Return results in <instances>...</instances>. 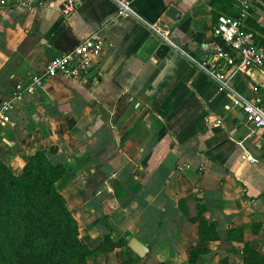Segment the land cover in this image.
I'll use <instances>...</instances> for the list:
<instances>
[{
	"label": "crops",
	"instance_id": "1",
	"mask_svg": "<svg viewBox=\"0 0 264 264\" xmlns=\"http://www.w3.org/2000/svg\"><path fill=\"white\" fill-rule=\"evenodd\" d=\"M232 1L264 37V0ZM61 2L0 3V102L10 105L0 160L18 173L43 149L63 166L53 183L78 239L97 248L87 264H122L127 249L132 264H245L246 248L264 254V152L200 67L219 0H129L125 15L114 0H76L67 13ZM93 30L105 46L82 77L24 89L46 58ZM234 86L264 105V67ZM130 236L148 247L142 256Z\"/></svg>",
	"mask_w": 264,
	"mask_h": 264
},
{
	"label": "built area",
	"instance_id": "2",
	"mask_svg": "<svg viewBox=\"0 0 264 264\" xmlns=\"http://www.w3.org/2000/svg\"><path fill=\"white\" fill-rule=\"evenodd\" d=\"M114 1L117 4V14L133 13L129 0ZM2 2L3 0H0V3ZM75 4L76 0H62L60 11L67 13ZM243 13L241 10L240 16L237 17L224 13L216 15L209 36L201 43L207 58L200 67L214 81L217 90L228 96L234 105H238L245 118L246 136L264 152V108L257 101L259 97L248 99L234 86L235 77L247 74L250 68L263 67L264 62V46L255 37L254 30L245 25ZM165 39L172 43L169 38ZM104 46V37L97 30H93L71 47L46 58L42 68L29 76L24 89L30 91L33 87L41 85L44 78L56 74L82 77L91 66L93 57L99 54ZM19 90V85L12 89L10 98L17 96ZM250 90L256 91L257 86L251 85ZM9 106L8 100L0 102V122L10 121L7 114ZM219 121L215 119L216 123ZM260 249L264 252V243Z\"/></svg>",
	"mask_w": 264,
	"mask_h": 264
},
{
	"label": "trees",
	"instance_id": "3",
	"mask_svg": "<svg viewBox=\"0 0 264 264\" xmlns=\"http://www.w3.org/2000/svg\"><path fill=\"white\" fill-rule=\"evenodd\" d=\"M219 3L221 11L218 13H224L234 17L240 16L242 8L237 3H234L232 0H219ZM256 29L258 30L260 28L256 26ZM255 37L259 39L260 43L264 46V37L259 36L257 32H255ZM257 101L261 103L260 98H258ZM262 106L264 108V105ZM33 165H35L34 169L32 168ZM0 166L1 169L5 171L4 174L0 175V198L5 199L9 205L18 208L17 210L23 213V222H16L15 218L10 214L9 209L4 205L0 206V264H19L17 254L12 253L11 246L8 247V243L6 242L9 241L8 238H10L11 233L18 234V231H20L21 237L24 239H26V237L31 239L29 235L42 231L46 226L43 217L32 210L34 204L33 198L35 196L34 189L41 183L43 184L42 192L50 199L54 197L58 201L59 211L64 222L65 234L58 242L60 244L59 247L67 245L68 249L74 252L75 247L79 248L80 250L75 252L77 262L78 264H87L86 257L97 250V248L91 249L78 239L76 234V221L66 206L63 197L55 189L53 183L64 170L63 166L60 163L51 162L43 149H36L34 152L30 153L21 165V169L18 173L11 172L9 167L1 160ZM17 245L26 248V244L23 240L18 241ZM42 245V243L35 240L34 244L31 246L35 259L38 261H42L40 257H42L43 254L40 253L39 250ZM15 247L16 246H14V251L16 252ZM127 251L129 253L124 257L122 264H132L133 262L131 251H129V249H127ZM245 251L247 253L245 264H264V254L256 253L247 248ZM57 263V260L50 261V264ZM218 264H227L226 259L221 258Z\"/></svg>",
	"mask_w": 264,
	"mask_h": 264
},
{
	"label": "rangeland",
	"instance_id": "4",
	"mask_svg": "<svg viewBox=\"0 0 264 264\" xmlns=\"http://www.w3.org/2000/svg\"><path fill=\"white\" fill-rule=\"evenodd\" d=\"M32 168L34 169L35 165H33ZM4 173L5 171H3L0 166V175ZM42 191L43 184L41 183L34 189L35 196L33 198L34 204L32 210L39 213L43 217L44 222H46V226L42 229V231L29 235L31 239L28 237H26V239L21 237L19 233L20 231H18V234L11 233L10 238H8L9 241H6L8 243V247L11 246L12 253L17 254L19 264H50V261L53 260H57V264H78L75 252L79 251V248L75 247L74 252L72 250L70 251L67 245L59 247L60 244L58 242L65 234V227L59 211L58 201L54 197L53 199H50ZM1 205H4L7 209H9L10 214L15 218L16 222H23V213L18 211V208L9 205L3 198H0V206ZM20 240L25 242L26 248L17 245V242ZM35 240L43 244L39 249L40 253L43 254L42 257H40L42 261L35 259V255L31 249ZM14 246H16L15 250L17 253L14 251Z\"/></svg>",
	"mask_w": 264,
	"mask_h": 264
},
{
	"label": "water",
	"instance_id": "5",
	"mask_svg": "<svg viewBox=\"0 0 264 264\" xmlns=\"http://www.w3.org/2000/svg\"><path fill=\"white\" fill-rule=\"evenodd\" d=\"M166 13L170 15L171 17H175L177 15V10L173 6H168ZM238 118H241L242 120H245L244 116L241 112H238L236 115ZM126 245L137 255L142 256L146 250L147 246L140 240H138L135 236H130L126 240Z\"/></svg>",
	"mask_w": 264,
	"mask_h": 264
}]
</instances>
